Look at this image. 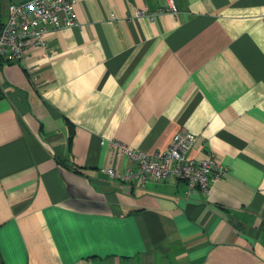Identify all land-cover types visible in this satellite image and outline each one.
Returning <instances> with one entry per match:
<instances>
[{
  "label": "crops",
  "instance_id": "1",
  "mask_svg": "<svg viewBox=\"0 0 264 264\" xmlns=\"http://www.w3.org/2000/svg\"><path fill=\"white\" fill-rule=\"evenodd\" d=\"M74 1L0 65V264H264V0ZM179 130L227 167L209 193L105 172Z\"/></svg>",
  "mask_w": 264,
  "mask_h": 264
},
{
  "label": "built area",
  "instance_id": "2",
  "mask_svg": "<svg viewBox=\"0 0 264 264\" xmlns=\"http://www.w3.org/2000/svg\"><path fill=\"white\" fill-rule=\"evenodd\" d=\"M74 0H22L10 2L4 14L0 13V62L21 61L28 56L32 46H41L46 56H52L55 48L49 46L45 38L50 24L55 28L76 24L73 10ZM166 11L177 13L175 1L166 0L165 8L154 12L139 11L149 19ZM197 136L187 130L177 131L169 146L161 151L149 153L135 150L118 140H109L114 159L124 156L133 162L126 171L113 166L105 168L110 177L130 180L136 177L141 184L150 180L161 181L167 178L184 180L188 190L199 188L209 193L212 184L226 175L227 167L223 165L214 152L207 151L200 159L189 157Z\"/></svg>",
  "mask_w": 264,
  "mask_h": 264
},
{
  "label": "water",
  "instance_id": "3",
  "mask_svg": "<svg viewBox=\"0 0 264 264\" xmlns=\"http://www.w3.org/2000/svg\"><path fill=\"white\" fill-rule=\"evenodd\" d=\"M19 1H22V0H11V2H19Z\"/></svg>",
  "mask_w": 264,
  "mask_h": 264
},
{
  "label": "trees",
  "instance_id": "4",
  "mask_svg": "<svg viewBox=\"0 0 264 264\" xmlns=\"http://www.w3.org/2000/svg\"><path fill=\"white\" fill-rule=\"evenodd\" d=\"M3 62H0V65L2 64Z\"/></svg>",
  "mask_w": 264,
  "mask_h": 264
}]
</instances>
